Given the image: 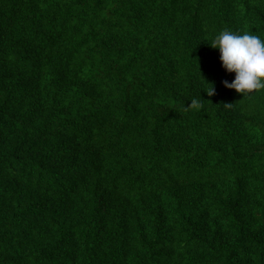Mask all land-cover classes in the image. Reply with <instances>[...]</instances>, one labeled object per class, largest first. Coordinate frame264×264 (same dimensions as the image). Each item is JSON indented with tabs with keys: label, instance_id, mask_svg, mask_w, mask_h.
<instances>
[{
	"label": "trees",
	"instance_id": "trees-1",
	"mask_svg": "<svg viewBox=\"0 0 264 264\" xmlns=\"http://www.w3.org/2000/svg\"><path fill=\"white\" fill-rule=\"evenodd\" d=\"M224 29L264 39V0H0V264H264Z\"/></svg>",
	"mask_w": 264,
	"mask_h": 264
},
{
	"label": "clouds",
	"instance_id": "clouds-1",
	"mask_svg": "<svg viewBox=\"0 0 264 264\" xmlns=\"http://www.w3.org/2000/svg\"><path fill=\"white\" fill-rule=\"evenodd\" d=\"M209 45L219 50L222 67L229 73H235L231 82H222L225 88L243 95L264 90V39L249 32L224 29L214 35ZM213 92L212 86L207 93L212 95ZM191 104L195 106L196 101H191Z\"/></svg>",
	"mask_w": 264,
	"mask_h": 264
}]
</instances>
